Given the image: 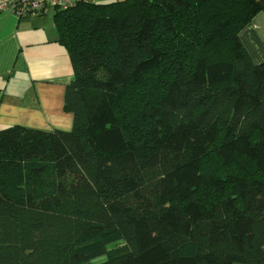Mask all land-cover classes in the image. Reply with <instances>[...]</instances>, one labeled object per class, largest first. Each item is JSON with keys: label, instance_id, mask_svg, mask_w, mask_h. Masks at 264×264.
<instances>
[{"label": "trees", "instance_id": "obj_1", "mask_svg": "<svg viewBox=\"0 0 264 264\" xmlns=\"http://www.w3.org/2000/svg\"><path fill=\"white\" fill-rule=\"evenodd\" d=\"M263 8L55 10L72 126L0 129V264H264V62L238 39Z\"/></svg>", "mask_w": 264, "mask_h": 264}, {"label": "crops", "instance_id": "obj_2", "mask_svg": "<svg viewBox=\"0 0 264 264\" xmlns=\"http://www.w3.org/2000/svg\"><path fill=\"white\" fill-rule=\"evenodd\" d=\"M54 13L50 8L31 17L0 10V129L21 125L65 131L72 126V114L64 108V89L73 67L58 41ZM238 39L253 63L264 62V8L240 30Z\"/></svg>", "mask_w": 264, "mask_h": 264}, {"label": "built area", "instance_id": "obj_3", "mask_svg": "<svg viewBox=\"0 0 264 264\" xmlns=\"http://www.w3.org/2000/svg\"><path fill=\"white\" fill-rule=\"evenodd\" d=\"M87 0H1L0 10H11L17 15L35 16L50 8L65 10Z\"/></svg>", "mask_w": 264, "mask_h": 264}, {"label": "rangeland", "instance_id": "obj_4", "mask_svg": "<svg viewBox=\"0 0 264 264\" xmlns=\"http://www.w3.org/2000/svg\"><path fill=\"white\" fill-rule=\"evenodd\" d=\"M207 164H208V166H207ZM204 166H207L209 169L211 168H213L214 166H215V162H214V160H213V158H210L209 159V162H208V159H205V161H204ZM102 259L100 258V259H98V260H96V261H101Z\"/></svg>", "mask_w": 264, "mask_h": 264}]
</instances>
